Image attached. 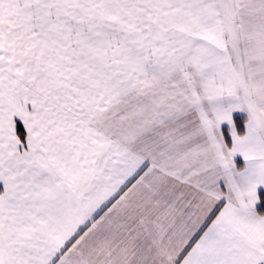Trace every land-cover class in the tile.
Returning <instances> with one entry per match:
<instances>
[{
  "label": "snow or ice",
  "instance_id": "snow-or-ice-1",
  "mask_svg": "<svg viewBox=\"0 0 264 264\" xmlns=\"http://www.w3.org/2000/svg\"><path fill=\"white\" fill-rule=\"evenodd\" d=\"M0 264H264V0H0Z\"/></svg>",
  "mask_w": 264,
  "mask_h": 264
}]
</instances>
